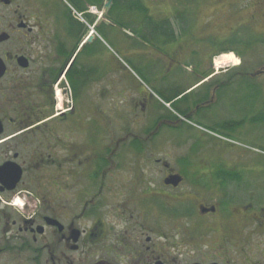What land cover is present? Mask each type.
<instances>
[{
	"label": "flooded vegetation",
	"instance_id": "af4514ba",
	"mask_svg": "<svg viewBox=\"0 0 264 264\" xmlns=\"http://www.w3.org/2000/svg\"><path fill=\"white\" fill-rule=\"evenodd\" d=\"M110 18L96 0H0V264H264V159L237 129L184 125L226 87L224 53L168 108L97 60ZM140 39L160 66L183 53Z\"/></svg>",
	"mask_w": 264,
	"mask_h": 264
},
{
	"label": "rangeland",
	"instance_id": "374dc122",
	"mask_svg": "<svg viewBox=\"0 0 264 264\" xmlns=\"http://www.w3.org/2000/svg\"><path fill=\"white\" fill-rule=\"evenodd\" d=\"M108 2L102 0L98 5V16H103L104 5ZM130 4L126 3L125 9L132 8ZM249 4V0H140L135 3L140 6L138 12L117 15L115 11L110 18L112 23L109 21L112 25L97 29L99 37H96L97 42H91V47L102 65L107 62L113 77L142 86L159 105L168 108L173 104L169 103L170 93H182L201 78L199 66L206 65L215 54L233 53L239 64L229 65V72L216 78L218 84L225 83L226 87L212 95L208 107L194 109V117L184 125L193 129L204 126L222 132L237 129L240 138L236 146L255 154L261 161L264 159V75L254 73L264 68V38L255 41L257 38L247 37L264 35V22L261 25L250 23L252 10L248 11ZM113 9L114 0L110 14ZM239 12L241 17H235ZM116 18L129 26L118 25ZM169 26L175 32L173 38H181L183 53L171 61L168 57H160L167 64L160 66L154 48L157 44L153 40L143 42L140 38L171 37L170 32L168 36L161 35L159 29L171 30ZM154 28H158L157 31ZM99 46L102 49L99 50ZM195 49L197 53L193 54ZM167 51L171 55V50ZM168 86L171 92H168ZM119 93V90L114 91V104L118 106L123 104ZM194 97L177 99L179 104L173 108L181 113L179 109L190 104ZM107 103L109 107L110 103Z\"/></svg>",
	"mask_w": 264,
	"mask_h": 264
},
{
	"label": "trees",
	"instance_id": "16d2710c",
	"mask_svg": "<svg viewBox=\"0 0 264 264\" xmlns=\"http://www.w3.org/2000/svg\"><path fill=\"white\" fill-rule=\"evenodd\" d=\"M131 2V6H132V8H130V9H125V7H124V5L126 4V3H130ZM138 2H140V0H114V9H113V11H112V15L111 16H113V15H115L114 13H115V11L118 13L117 15H119V13H123V12H126V13H130V14H132L133 12H138L139 10L137 9V8H139L140 6L139 5H135V3L136 4H138ZM102 3V0H96V4H97V6L99 5V4H101ZM134 4V5H133ZM100 7H101V5H100ZM146 13L148 12V10H147V8H146ZM135 15H140V14H135ZM115 21L117 22V24L118 25H121V26H123V25H127V26H129V24H126V23H122L120 20H118L117 18L115 19ZM129 23V22H128ZM166 25H169V23L168 22H166ZM169 28L171 29V30H169V29H167V28H165L164 29V27H160L159 29H161L162 31H160V33H162L161 35H164V36H168V33L170 32L171 34H170V36L171 37H168V38H173V37H175V32L173 31V28L171 27V26H169ZM157 29L158 28H154V31H157ZM226 53H230V52H226Z\"/></svg>",
	"mask_w": 264,
	"mask_h": 264
},
{
	"label": "bare ground",
	"instance_id": "6f19581e",
	"mask_svg": "<svg viewBox=\"0 0 264 264\" xmlns=\"http://www.w3.org/2000/svg\"><path fill=\"white\" fill-rule=\"evenodd\" d=\"M238 64H239V60L232 53V54H226V55H224L222 57H219L216 60L215 66H216L217 69H221V68H226L229 65H230V67L231 66H237Z\"/></svg>",
	"mask_w": 264,
	"mask_h": 264
},
{
	"label": "water",
	"instance_id": "95a60500",
	"mask_svg": "<svg viewBox=\"0 0 264 264\" xmlns=\"http://www.w3.org/2000/svg\"><path fill=\"white\" fill-rule=\"evenodd\" d=\"M112 2H113V0H109V2L107 4H105L104 8L106 11L110 10V8L112 6ZM90 41H92V40L90 39Z\"/></svg>",
	"mask_w": 264,
	"mask_h": 264
},
{
	"label": "clouds",
	"instance_id": "9594fccd",
	"mask_svg": "<svg viewBox=\"0 0 264 264\" xmlns=\"http://www.w3.org/2000/svg\"><path fill=\"white\" fill-rule=\"evenodd\" d=\"M13 203L16 205H22L23 201L19 197H17L16 199H14Z\"/></svg>",
	"mask_w": 264,
	"mask_h": 264
}]
</instances>
